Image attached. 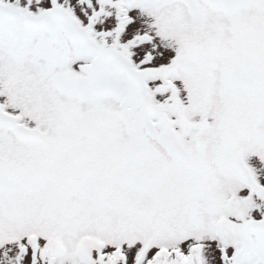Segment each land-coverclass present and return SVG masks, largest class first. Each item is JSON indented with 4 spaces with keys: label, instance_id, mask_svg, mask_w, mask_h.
I'll return each instance as SVG.
<instances>
[{
    "label": "snow or ice",
    "instance_id": "snow-or-ice-1",
    "mask_svg": "<svg viewBox=\"0 0 264 264\" xmlns=\"http://www.w3.org/2000/svg\"><path fill=\"white\" fill-rule=\"evenodd\" d=\"M0 264H264V0H0Z\"/></svg>",
    "mask_w": 264,
    "mask_h": 264
}]
</instances>
